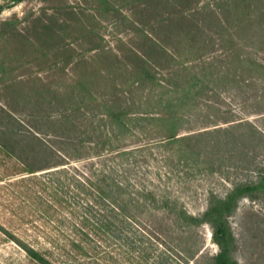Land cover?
<instances>
[{"label":"rangeland","instance_id":"rangeland-1","mask_svg":"<svg viewBox=\"0 0 264 264\" xmlns=\"http://www.w3.org/2000/svg\"><path fill=\"white\" fill-rule=\"evenodd\" d=\"M0 9V264H264V0Z\"/></svg>","mask_w":264,"mask_h":264},{"label":"trees","instance_id":"trees-1","mask_svg":"<svg viewBox=\"0 0 264 264\" xmlns=\"http://www.w3.org/2000/svg\"><path fill=\"white\" fill-rule=\"evenodd\" d=\"M120 213L121 209L102 195L94 196L84 207L83 224L90 225L93 228L92 231L101 238L117 240L120 236L119 227L123 224ZM214 226L213 237L220 248L217 261L218 264H226V259L229 256L228 241L224 232L215 223Z\"/></svg>","mask_w":264,"mask_h":264}]
</instances>
